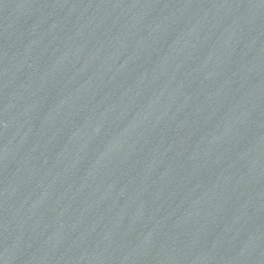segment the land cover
<instances>
[{
    "label": "water",
    "instance_id": "obj_1",
    "mask_svg": "<svg viewBox=\"0 0 264 264\" xmlns=\"http://www.w3.org/2000/svg\"><path fill=\"white\" fill-rule=\"evenodd\" d=\"M0 264H264V0H0Z\"/></svg>",
    "mask_w": 264,
    "mask_h": 264
}]
</instances>
